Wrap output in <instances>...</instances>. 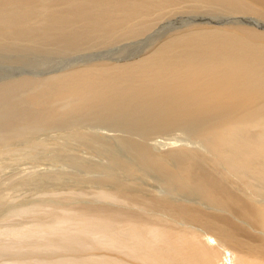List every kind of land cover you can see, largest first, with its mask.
<instances>
[{
    "label": "bare ground",
    "instance_id": "bare-ground-1",
    "mask_svg": "<svg viewBox=\"0 0 264 264\" xmlns=\"http://www.w3.org/2000/svg\"><path fill=\"white\" fill-rule=\"evenodd\" d=\"M202 8L264 21V0H0V49L83 53L143 39L163 17ZM71 70L41 81L27 77L1 84L0 127L10 139L34 126L79 121L120 129L128 134L120 143L138 166L210 210L181 198L138 194L111 177L107 182L116 190L97 193L111 205L93 201L73 212L51 211L49 222L37 219L32 228L12 231V239L25 242L59 240L40 246L30 241L34 249L21 244L25 251L19 253L67 255L41 264H264V32L241 25L189 28L135 62ZM177 130L203 144L204 151L157 153L134 139ZM5 136L0 141L6 142ZM114 164L132 172L120 159ZM1 233L0 256L7 247L17 250ZM117 251L129 261L115 257Z\"/></svg>",
    "mask_w": 264,
    "mask_h": 264
},
{
    "label": "rangeland",
    "instance_id": "rangeland-1",
    "mask_svg": "<svg viewBox=\"0 0 264 264\" xmlns=\"http://www.w3.org/2000/svg\"><path fill=\"white\" fill-rule=\"evenodd\" d=\"M207 9L202 8L193 12H188L187 10L182 9L181 11H177L165 16L166 18L163 17V20L161 19L155 22L158 25H152L151 30L147 33L149 36L146 34L142 36L143 39L140 37L137 39H132L131 41L123 40L112 44L113 46L110 45L104 48L102 46H93L91 47L92 49L90 48L88 50H83V53L82 51L74 52L75 54L60 53L48 49L47 51H49L50 54H47V51L37 49L38 52L36 51V53L38 54L35 55V53L32 52V50L35 51V49L27 48L24 52L22 48H16V46L11 47V49L1 48L0 86L1 84L4 85L11 83L10 81L16 82V79L19 81L26 79L27 77V80L33 79L34 81H41L45 80V78L47 79L48 76L51 78L61 75V72L64 74L67 73L65 71L70 72L72 71L71 69L75 70L79 69L80 67L84 68L94 65L103 66V64L104 66H114L135 62L146 57V55H150L169 38L174 37L181 32H185L189 30V28H226L241 25L250 26L254 29L256 28L264 32V21L262 22L260 20L261 22H255L251 20L253 18L241 19L239 17L226 16L225 14H222L221 11L219 13L218 10ZM15 48L16 50H14ZM20 49L22 50L20 51ZM3 50L6 52H3ZM8 50H14V52H9ZM36 60L37 63H35ZM18 61H21L20 65ZM74 67L76 68L74 69ZM2 118V111H0V120ZM90 124L89 122L81 123V121H79L72 122L64 126L60 125L59 128L57 126H42L43 128L49 127L47 130H45V128L40 129L41 126H34L35 128L32 127V130L33 128L35 129L34 131L28 128L30 132H28L27 129L22 130L17 135L16 132H14L16 137L13 136V138L11 136V139L9 136L10 133H8V131L6 132L5 130H2L0 127V134L2 135H0L1 140H4L5 135L3 134L7 133L8 135L5 136L8 145L5 144L6 142H2L3 140L0 141V232H2L4 235L1 239H4L3 242L7 238L9 242H13L14 240L15 244L11 243V245L13 244L14 248H17L18 246L17 250L13 249L14 252L11 250V253L7 247V255L5 252L2 254L3 258L2 255L0 256V264H41V261L46 262L59 260L63 258L62 255L66 257L67 255L64 253L52 252L49 254L46 251H42V253L37 254V251L32 253L34 251L32 250L30 252L29 249L26 250L24 254H21L25 251L24 247L21 246L23 245L27 247L30 244V241H36V244L33 243L32 245L31 243L30 246H34V244L40 246L46 242L48 244L50 242H56L57 240L51 239L44 242L45 239H39V242L38 239H32V237V240L27 242L29 239H26L25 242L24 239L21 240L18 237H14V239H12L10 237V233L17 229H19V232L20 230L22 231V228H32L33 225H36L35 223H40V221H37V219H42L41 222H49L51 218L48 216L51 211L62 213L67 211L70 212L71 210V212H73L76 211V208L92 203L93 201L95 204L103 203L111 205L110 202L97 197L98 192L111 193L116 190V186L113 183L107 182L111 177V179L116 182L124 183L132 192L143 195H167V197H169V199H173V201H187V203L192 201L198 206L201 204V207H203L205 210H210L209 206L201 203V201L186 197L175 189H168L163 184L164 181L161 177L156 175L154 172L144 169L140 165L138 166L137 162L126 150L125 146L122 147L123 144L120 143V140L124 138V136L128 135L127 133L117 128H109V126L103 124L96 123V126L95 123L94 125L93 123ZM65 127H68V130L65 131ZM69 127L72 128L70 129ZM3 131L5 132L3 133ZM70 131L74 134H72ZM187 136L188 135H186V133L177 130L172 131V133L153 134L145 139H141L140 136L135 137L134 135V139L145 140V143L149 149L157 153H165L170 150L177 148L180 149L183 147L198 152L204 151L203 149L205 148L202 146L203 144L201 145L200 142L197 143V141H193V139H191L189 136V138H185ZM85 138L88 140H85ZM7 139L13 140L9 144ZM89 140H91V142ZM86 141L90 142L91 144L94 143V145H90V143L86 144ZM81 142H84V144ZM113 142L115 146L112 144ZM104 147H106V149ZM119 159L121 161V166H124V168H132L131 173L114 164V161ZM113 167H115V169ZM171 189L173 190V193ZM180 198L183 200L181 201ZM112 204L114 205L115 203L112 202ZM44 215H46L47 218ZM9 216L13 217V219ZM30 225L32 227H30ZM73 227L77 228L78 225L73 223ZM5 234L7 235V238L5 237ZM56 238L59 239L58 235H56ZM7 243L8 242H5L6 246H8ZM1 244H3L2 246H4V248L6 247L4 243L1 242ZM32 249L34 248L32 247ZM21 250L22 252L19 253ZM101 251L99 253L105 255L106 251ZM110 252L111 251L106 252L107 255L105 256H108V254L109 256L113 255V253ZM90 254L93 253L89 252L88 255ZM117 254H119V256ZM12 255H15L16 261ZM115 255H117V258H121V260L129 261L127 256L124 254L121 255V252L118 253L117 251V253H114V256ZM68 256L70 257L73 255L68 254Z\"/></svg>",
    "mask_w": 264,
    "mask_h": 264
}]
</instances>
